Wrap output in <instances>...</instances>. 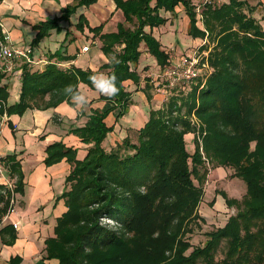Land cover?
<instances>
[{"label": "trees", "instance_id": "16d2710c", "mask_svg": "<svg viewBox=\"0 0 264 264\" xmlns=\"http://www.w3.org/2000/svg\"><path fill=\"white\" fill-rule=\"evenodd\" d=\"M113 1L124 18L117 32L100 34L102 26L88 27L82 14L74 24L80 33L86 26L98 35L103 54L119 61L111 58L99 70L115 74L120 92L111 100L100 95L110 106L91 110L84 126L68 130L87 145L82 160L76 158V148L61 141L45 149L46 168L65 160L71 169L65 190L55 200L64 201L65 211L56 218L54 236L45 239L41 259L57 264H264V29L260 23L264 16L257 18L256 5L249 0H219L204 7L203 27L214 43L208 57L210 74L162 98L159 108L150 107L148 120L137 130V144L125 138L116 150L106 151L102 143L113 127L105 119L111 112L116 120L126 113L130 94L125 82H139L136 65L141 43L160 69L167 63V53L152 35L154 27L166 22L161 11L172 13L183 7L189 20L187 34L194 39L205 37L198 25L195 0ZM96 2L73 0L59 17L33 25L32 44L51 30L59 33L60 22H69L78 9ZM94 72L76 67L61 70L53 64L40 72L21 63L18 101L0 106V113L21 116L27 110H47L63 102L75 107L63 94L64 86L83 83L94 89L88 79ZM4 75L0 74V103L8 97L1 85ZM194 117L205 135L201 146L194 137L190 151L186 136L196 132ZM4 160L17 175L14 193L23 195V174L16 155ZM206 162L215 168H231L232 177L244 182L246 192L240 200L219 193L228 208L237 209L236 214L223 227L208 232L203 246L193 247L186 236L193 224L204 220L197 210ZM7 210L6 196L0 194V240L12 246L16 230L11 223H2ZM221 241L225 252L217 261L214 252ZM21 260L16 255L9 264Z\"/></svg>", "mask_w": 264, "mask_h": 264}, {"label": "crops", "instance_id": "0c3cea01", "mask_svg": "<svg viewBox=\"0 0 264 264\" xmlns=\"http://www.w3.org/2000/svg\"><path fill=\"white\" fill-rule=\"evenodd\" d=\"M9 2L12 3V7L0 8V17L2 18L1 21L3 25L10 33L13 44L30 46L33 48V56L35 58L44 56L47 60H51L54 63L58 62L61 64V70L76 67L82 70L90 69L97 72L101 65L109 62V60L105 61V57L109 58V56L103 54L101 50L102 43L98 35L89 32L88 27L94 28L102 26L99 32L100 34H111L117 32L119 24L124 23L123 14L120 10L116 9V4L113 0H97L95 4L87 8L81 7L75 13L77 19L78 16L82 14L87 21L88 27L85 26L82 33L75 29L71 31L69 28L70 22H65L68 24L64 25L62 21L59 23L62 27L59 33L51 30L47 36L39 40L36 45H33L32 40L35 37L36 31L32 29V26L46 19L59 17L61 15V10L67 5L72 4L73 0H14V3L13 0H9ZM249 2L252 6L256 5L255 14L258 19L264 16V0H249ZM3 4L4 0L0 5ZM160 15L166 19V22L159 27H154L152 29V35L160 43L161 49L168 55L165 65L167 66L168 63L170 64V61L172 62L175 58L184 54L190 48H193L198 38L194 39L187 34L189 20L183 7H177L175 12L172 13L161 11ZM169 17L171 19H169ZM3 18H9L10 20L4 19L5 21H3ZM175 18H177V21L181 20L183 27L180 28L178 26ZM71 23H74V21ZM260 23L264 29V22L260 21ZM21 28H26L27 31H29L27 35L29 43H23V41H21L23 40ZM146 31L149 32V29L147 28ZM92 38L93 41L96 40L95 42H98L99 46L93 49V54L91 56L89 55L90 46L87 52H82V47L88 46L84 43L91 42ZM177 42L179 44H177ZM141 44L146 51L147 48L145 44ZM180 45L183 46L181 51L179 49V47H181ZM119 49L118 47V51ZM118 51L115 50L116 53ZM173 51L175 52L173 53ZM145 55L149 56L148 53H145ZM145 55L141 52L138 64L141 63V58ZM67 57L71 58L66 59ZM150 57L156 63L154 57ZM138 64L136 65V70L140 78L139 82H125V90L130 94L126 113L116 120L115 113L111 112L105 119L107 126L113 127V129L107 134L106 139L103 141V147H105L106 142L111 139L110 137H116V134H118L119 142L121 139L124 140L125 138L131 137L129 134L131 130H133V132L135 131L137 135V130L142 128L144 123L148 120L149 108L160 107L163 98L161 90L155 87V82H153L155 79L153 76H149L150 79H145L142 76L138 70ZM156 66L160 71L161 69L157 63ZM20 72L21 62H17L15 70L12 73L5 74L1 81V85L6 87L8 93L6 101L3 102L4 107L13 105L18 101L20 92ZM79 89L88 98V105L84 110L71 107L65 102L59 104L55 108L47 110H27L21 116H8L7 124L0 136V153L2 152L4 171L13 182L17 179V175L14 173L11 164L5 162V156L15 154L16 161L20 165V171L23 174L24 189V194L20 196H22V198L28 197L33 207L37 202L38 206L52 209V211L44 209L40 216L42 218L50 216L51 212L54 213L53 216L55 219L52 225H50L51 230L47 231L43 242L45 239L53 237L51 235L56 218L65 211L64 201L59 200L55 203V200L57 196L65 190V177L71 169V166L66 163L65 160L46 168L43 164V160L46 156L45 149L50 144L61 141L67 147L76 148V158L82 160L86 155L87 145L81 143L76 136L68 133V130L71 127L76 128L84 126L91 110H99L110 106L109 103L99 98L100 94L97 93L95 89H91L83 83L79 84ZM114 142L115 141H113V143ZM19 213L20 212H18V215ZM18 215L14 212L7 218L9 221L6 220L3 222L4 218L2 219L3 224L11 222L16 223L18 227L16 230L17 239L12 246L3 245L0 240V264H3V262L4 264H9V259L16 255L22 258L20 264H27L26 259L31 260V255L34 256V253H32L28 247L31 244V238H34L35 235L28 234L30 224H26L32 223V217L30 215L28 218L24 219L21 213L20 216ZM42 229L43 228H38L37 232L40 233ZM26 240L29 242L26 243ZM28 250L30 252H28ZM4 254H6V258L3 257ZM46 262L47 264H57L56 260H47ZM29 264L34 263L29 261Z\"/></svg>", "mask_w": 264, "mask_h": 264}, {"label": "rangeland", "instance_id": "374dc122", "mask_svg": "<svg viewBox=\"0 0 264 264\" xmlns=\"http://www.w3.org/2000/svg\"><path fill=\"white\" fill-rule=\"evenodd\" d=\"M225 1H227V0H220V2H225ZM218 2H219V0H218ZM179 7L182 8L181 6H179ZM0 19L2 20L1 17H0ZM4 19L8 20V21L10 20L9 18H3V21H5ZM169 19H171V18L169 17ZM175 19H176L175 21L178 24V26L180 28L183 27L181 20L177 21V18H175ZM71 20H73L74 23H71V22H73ZM71 20L69 21L70 22L69 28L71 31H73L74 30V24L77 20V17L75 16V14L71 16ZM262 22H264V21H262ZM63 24L67 25L68 23L63 22ZM125 26L129 27V25L126 23H125ZM21 32L23 35V40H21V41H23V43H29L28 42L29 38L27 36L29 31H27L26 28H23ZM207 38H208L207 42L203 48L206 49V51L208 52V57H209V53L213 50L214 43L210 40V37H207ZM95 41H93V38H92L91 42L84 43L85 45L90 46L89 55H91V56L93 54V49L98 48V46H99L98 42H95ZM202 42H203L202 39H198V41L194 44V46H196L197 44H200ZM177 44H179V43L177 42ZM28 45H30V44H28ZM142 46L143 45L141 44L140 51L142 52L143 55H145V53H147V52L144 50V47H142ZM165 48H166V46H165ZM182 48H183V46L179 47L180 51L182 50ZM115 50L118 51V48ZM174 52L175 51H173V53ZM178 52H179V50H178ZM113 57H114L113 55H110L109 58L105 57V61H108V60H110V58H113ZM208 57H207V63H208ZM208 65H209V63H208ZM57 68H59V67H57ZM59 69H62V68H59ZM32 70L35 71V67H32ZM138 70L145 79H150L149 76H153L155 78V76L159 72V68L156 66V63L153 61V59H151L150 55L149 56L145 55L141 58V63L138 64ZM106 72H107V70H99V68H98V73L106 74ZM182 96L187 97V94L183 93ZM191 121L194 124V126L197 127V129H196V132H194V134L191 133V135L186 136L187 137L186 138V146H187V149L190 151L194 150V141H193V139H195L194 137L196 136V138L198 139L199 144L201 146V139L205 135V131L202 132L200 130V127L198 128L199 125L201 126V123L199 122V120H195V117H194V119H191ZM129 134L131 136L128 139L129 142L130 143L132 142L133 144H137L138 143V137L135 134V131L133 132V130H131L129 132ZM110 138H109L110 140H108L106 142V145L104 147L106 151L116 150L117 147L120 146V144L123 141V139H121L120 142L118 141V138H119L118 134H116V137H110ZM113 141H115V142L113 143ZM200 150H202V149H200ZM206 168H207V175H206L204 183L201 186V188H202V199H201V202H200V204L198 206V210H197L198 214L204 220L203 221H197L196 225L193 224V226H192L193 231L191 233L187 234V236H186L189 243L193 247L203 246L205 241L207 240L206 234L208 232H211L213 230H216L217 228L223 227L225 225L226 221L228 220V218L230 216H233L236 214L237 209L235 207L228 208L225 204L224 199L219 195V193L225 192L226 195L228 196V198H234V199L240 200L246 192L244 182L241 181L240 179L232 177V174L234 171L231 168H221V167L215 168L212 164H208V163L206 165ZM15 181H14V187H15ZM194 183H195V185H199L196 180H194ZM14 201H15L14 212L17 213V215H18V212H20L21 216L24 219L28 218L30 215L32 217V223H26V224H30V228H31V229L29 228L28 234H34L35 235L34 238H31V240H30L31 244L28 247V249L32 253H34V256L31 255V260L26 259V263L29 264V261H30L31 263H34V264H40V262L42 264H47L46 260L41 259L44 256V254H43V252H44L43 239L45 238V234L47 233V231L51 230L50 225H52L55 218L53 216V214H54L53 212L50 213V216H46L43 218L40 216H41V213L43 212L44 209H48L49 211H52V209L51 208H44L43 206H38L37 202H36V205H34V207H33V204L28 199V197L22 198V196H20V194H18V193H14ZM30 206H32V207H30ZM20 213L18 216H20ZM47 213H48V211H47ZM3 220L6 221L8 219H6L4 217ZM105 222H107V220L103 221L104 224H105ZM6 223H9V222H6ZM109 223L111 224L112 221H109ZM38 228H43L42 231H40V233L37 232ZM51 236H54L53 232H52ZM27 242H29V241L26 240V243ZM29 250H28V252H30ZM224 252H225V242L221 241L220 244L218 245V247L216 248L215 252H214L215 260L220 261L224 257ZM3 257L6 258V254H4ZM19 257H21V256H19ZM3 264H4V262H3Z\"/></svg>", "mask_w": 264, "mask_h": 264}, {"label": "built area", "instance_id": "2783aa9c", "mask_svg": "<svg viewBox=\"0 0 264 264\" xmlns=\"http://www.w3.org/2000/svg\"><path fill=\"white\" fill-rule=\"evenodd\" d=\"M217 2L218 0H195L194 6L198 25L205 32V37L202 39V43L190 48L172 62L170 61V64L163 67L155 76L153 82H155V87L161 90L164 99L172 96L181 88H189L191 85H195L198 79H203L210 74V67L207 63L208 52L203 48L207 42L208 33L202 27L203 16L201 11L204 7L212 6ZM88 50L89 46L82 47V52H87ZM17 62L25 63L31 68L35 67V70L40 72L50 64L61 67L60 63L47 60L44 56L35 58L33 56V48L30 46L14 45L9 31L0 20V74L12 73ZM0 106H4V103L1 102ZM7 118L6 112L0 113V136L7 124ZM14 188V182L4 171L3 157L0 153V194L6 196L8 201L6 219L14 213ZM7 192H9V195ZM11 224L17 230L18 225L16 223Z\"/></svg>", "mask_w": 264, "mask_h": 264}, {"label": "clouds", "instance_id": "9594fccd", "mask_svg": "<svg viewBox=\"0 0 264 264\" xmlns=\"http://www.w3.org/2000/svg\"><path fill=\"white\" fill-rule=\"evenodd\" d=\"M3 7L11 8L12 3H10L9 0H4V4L0 5V8ZM112 60L117 64L119 63L115 57H113ZM88 79L97 93L109 100L114 99L119 95L120 88L117 86V78L114 73L112 75H106L104 73L94 72L88 77ZM63 94L71 100L76 109L84 110L88 105V98L82 91H80L78 85H65L63 88Z\"/></svg>", "mask_w": 264, "mask_h": 264}]
</instances>
